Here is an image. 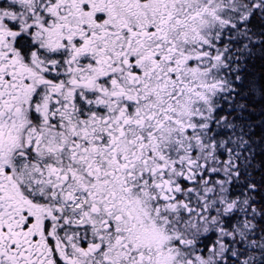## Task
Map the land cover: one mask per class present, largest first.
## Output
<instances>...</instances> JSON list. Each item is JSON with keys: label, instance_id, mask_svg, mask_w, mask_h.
<instances>
[{"label": "snow or ice", "instance_id": "obj_1", "mask_svg": "<svg viewBox=\"0 0 264 264\" xmlns=\"http://www.w3.org/2000/svg\"><path fill=\"white\" fill-rule=\"evenodd\" d=\"M0 264H264V0H0Z\"/></svg>", "mask_w": 264, "mask_h": 264}]
</instances>
